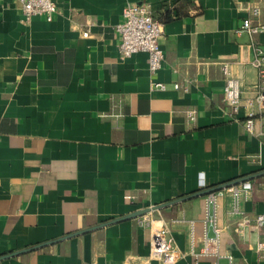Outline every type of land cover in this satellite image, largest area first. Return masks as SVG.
<instances>
[{
  "label": "crops",
  "instance_id": "crops-1",
  "mask_svg": "<svg viewBox=\"0 0 264 264\" xmlns=\"http://www.w3.org/2000/svg\"><path fill=\"white\" fill-rule=\"evenodd\" d=\"M126 3L147 4L163 26L152 75L147 54H119ZM245 19L264 25V0H61L49 22L0 0V264H163L149 255L160 226L173 264H264L260 231L237 232L241 216L264 214V145L223 95L224 64L242 100L256 93L264 30L251 38ZM231 182L217 198L220 257L214 245L196 256L214 232L208 194L194 195ZM243 183L237 215L227 189Z\"/></svg>",
  "mask_w": 264,
  "mask_h": 264
},
{
  "label": "built area",
  "instance_id": "built-area-1",
  "mask_svg": "<svg viewBox=\"0 0 264 264\" xmlns=\"http://www.w3.org/2000/svg\"><path fill=\"white\" fill-rule=\"evenodd\" d=\"M61 0H19L20 9L25 22L30 21L34 17H42L46 21H51L52 17L58 12V3ZM121 21L116 26L118 38V51L122 58L129 57L132 54L143 52L147 54L148 71L152 75L162 65L164 60L163 52L159 47L158 40L162 36L163 26L156 20L149 6L145 3L134 4L126 3L122 9ZM264 30V25L253 24L251 20L242 21L239 31L246 32L251 38ZM238 31V32H239ZM88 37V30H84L81 34ZM254 57L250 64L255 68L257 73L256 93L252 98L242 100L240 97L239 81L231 76L228 66L222 65L221 69L225 76L223 95L225 100V112L232 120L238 121L237 115L243 110L245 119L242 124L247 133L257 136L261 144L264 145V131L255 132L254 123L257 119L264 117V49L253 48ZM177 88V85L174 86ZM153 88L164 90L165 86L160 83L153 85ZM187 119L193 122L196 113L193 110L186 112ZM199 185L204 187V183L200 180ZM249 183H243L241 188L230 187L227 190L231 192L235 198L234 213L241 215L238 208L239 191H248ZM223 194L222 190L210 192L207 195L208 206L205 214V221L212 227L214 237L205 239V244L200 253L196 256L211 255L209 247L214 245L216 252L213 254L216 260L220 257L217 252L220 231L216 226L217 220V198ZM128 199V197H127ZM255 228L260 231V240L256 242L255 251L257 255L264 253V214H258L253 219L241 216L237 222V232L244 234L245 230ZM149 255L151 258L157 259L163 264H173L179 257V252L173 247L172 241L168 236L165 227L160 226L150 231ZM227 264H232V257L226 256Z\"/></svg>",
  "mask_w": 264,
  "mask_h": 264
},
{
  "label": "water",
  "instance_id": "water-1",
  "mask_svg": "<svg viewBox=\"0 0 264 264\" xmlns=\"http://www.w3.org/2000/svg\"><path fill=\"white\" fill-rule=\"evenodd\" d=\"M235 183H237V182H231V183H227V184L220 185V186L215 187V188L207 189L205 191H201V192L195 194L194 196L201 195V194H208L210 192L218 191V190H221L223 188H227V187H229L231 185H234ZM159 207L160 206H158V207H152V208H149V209H146V210H142V211L136 212L134 214H130V215L124 217V218H121V219H118V220L117 219L116 220H112L111 222L113 223V222H116V221H119V220L129 219V218H134V217H137V216H141V215L146 214V213H148L150 211L156 210ZM37 247H40V246H36V247L31 248V249H36ZM12 255H14V254L12 253V254H9L8 256H12ZM8 256H5L3 258H7Z\"/></svg>",
  "mask_w": 264,
  "mask_h": 264
}]
</instances>
